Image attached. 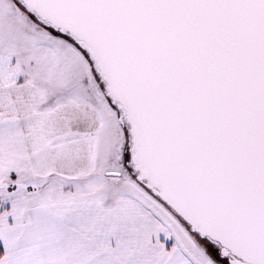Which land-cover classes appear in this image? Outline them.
<instances>
[{
  "label": "snow or ice",
  "instance_id": "1",
  "mask_svg": "<svg viewBox=\"0 0 264 264\" xmlns=\"http://www.w3.org/2000/svg\"><path fill=\"white\" fill-rule=\"evenodd\" d=\"M0 264H264V0H0Z\"/></svg>",
  "mask_w": 264,
  "mask_h": 264
}]
</instances>
